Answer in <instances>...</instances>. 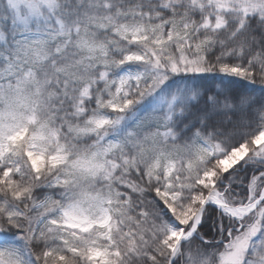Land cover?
<instances>
[{"label": "snow or ice", "instance_id": "obj_1", "mask_svg": "<svg viewBox=\"0 0 264 264\" xmlns=\"http://www.w3.org/2000/svg\"><path fill=\"white\" fill-rule=\"evenodd\" d=\"M0 264H264V0H0Z\"/></svg>", "mask_w": 264, "mask_h": 264}]
</instances>
